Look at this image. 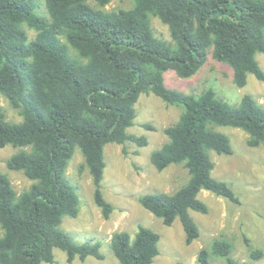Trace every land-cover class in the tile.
I'll return each instance as SVG.
<instances>
[{"label":"trees","instance_id":"obj_1","mask_svg":"<svg viewBox=\"0 0 264 264\" xmlns=\"http://www.w3.org/2000/svg\"><path fill=\"white\" fill-rule=\"evenodd\" d=\"M89 1L45 0L46 18L37 13L34 0H0V94L23 118L7 121L0 106V148L21 149L7 160V168L32 181L18 194L0 170V264H53L55 249L65 252L69 263L104 259L100 242L78 244L60 228L65 217L76 218L80 210L66 172L80 149L94 201L109 219L114 208L102 192L105 147L147 145L144 136L127 132L142 94L183 109L165 129L168 142L150 160L158 171L183 165L189 180L174 193L146 194L139 201L166 226L178 218L188 245L200 237L189 211L208 212L198 198L202 190L238 202L230 185L212 176L209 152H233L230 138L216 128L241 129L250 147L264 145V109L251 95L233 107L213 89L186 94L168 88L164 79L170 70L180 78L194 76L212 49L216 61L232 68L237 87L246 86L249 74L264 82L256 59L264 53V0H133L132 9L113 12L95 9ZM94 1L106 6L112 0ZM151 15L168 26L174 46L155 35ZM26 26L35 31L33 39ZM159 241L156 232L140 225L134 238L126 231L115 233L110 247L120 264H152ZM251 255L259 259L263 253ZM212 256L239 264L225 239L202 249L198 264H213Z\"/></svg>","mask_w":264,"mask_h":264},{"label":"rangeland","instance_id":"obj_2","mask_svg":"<svg viewBox=\"0 0 264 264\" xmlns=\"http://www.w3.org/2000/svg\"><path fill=\"white\" fill-rule=\"evenodd\" d=\"M34 1L37 13L49 18L45 0ZM88 3L105 12L129 10L134 6L133 0H112L106 6H100L94 0ZM150 22L155 35L174 46L168 26L153 15L150 16ZM25 30L29 38L33 39L35 31L27 26ZM70 53L78 58L72 48ZM256 59L264 71V53H258ZM164 79L168 88L186 94L198 95L207 89H213L220 99L233 107L238 106L245 95H251L264 109V82L249 74L246 86L237 87L233 82L232 68L216 61L212 49L208 51L206 64L194 76L180 78L175 71L170 70L164 74ZM0 106L7 121L22 122L19 111L1 94ZM135 110L136 118L127 132L137 137L144 136L147 145L140 147L134 142H127L123 145L111 143L105 147L106 168L102 192L114 208L109 219L103 217L94 201L93 180L84 166L85 160L80 149H75L66 172V179L79 197L80 210L76 218L65 217L60 228L78 244L100 242L104 259L88 257L84 262L76 259L69 263L66 253L55 249L53 264H120L110 247L113 235L126 231L134 238L140 225L160 236V253L152 264H198L199 252L210 249L213 241L219 238L232 244V258L239 264H264V145L250 147V137L241 129L225 126L216 128L230 138L233 152L231 155L209 152L214 163L212 176L228 183L238 202L202 190L198 198L207 205L208 212L202 214L189 211L199 227L200 237L188 245L178 218L172 226H166L139 201L146 194L174 193L189 180L188 171L183 165H171L158 171L150 160L151 154L168 142L165 129L179 120L183 109L166 104L154 94H142ZM146 124L151 125L153 130L146 129ZM20 150L10 145L0 148V170L8 176L18 194L32 184L22 171H10L7 168V160ZM255 250L261 251L263 256L253 258L251 253ZM211 261L213 264H226L224 259L214 256Z\"/></svg>","mask_w":264,"mask_h":264}]
</instances>
